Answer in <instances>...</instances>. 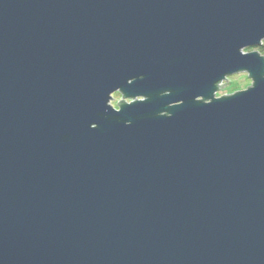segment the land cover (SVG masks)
<instances>
[{
    "label": "water",
    "instance_id": "95a60500",
    "mask_svg": "<svg viewBox=\"0 0 264 264\" xmlns=\"http://www.w3.org/2000/svg\"><path fill=\"white\" fill-rule=\"evenodd\" d=\"M263 40L264 0H0V264H264Z\"/></svg>",
    "mask_w": 264,
    "mask_h": 264
},
{
    "label": "rangeland",
    "instance_id": "374dc122",
    "mask_svg": "<svg viewBox=\"0 0 264 264\" xmlns=\"http://www.w3.org/2000/svg\"><path fill=\"white\" fill-rule=\"evenodd\" d=\"M254 50L253 48L245 50L246 52ZM222 83H224V86L220 87L217 91V96L220 97L224 94H231L235 91L246 89L249 85L252 84V79L249 78L247 72H240L234 75L229 76L226 78ZM221 83V84H222ZM123 95L121 92L117 91L113 94V99L111 101V104L115 107H119V100H122ZM130 101V100H127Z\"/></svg>",
    "mask_w": 264,
    "mask_h": 264
},
{
    "label": "trees",
    "instance_id": "16d2710c",
    "mask_svg": "<svg viewBox=\"0 0 264 264\" xmlns=\"http://www.w3.org/2000/svg\"><path fill=\"white\" fill-rule=\"evenodd\" d=\"M256 49H258L263 55H264V40H263V43H262V45L261 46H259L258 48H256Z\"/></svg>",
    "mask_w": 264,
    "mask_h": 264
},
{
    "label": "snow or ice",
    "instance_id": "6c2138e0",
    "mask_svg": "<svg viewBox=\"0 0 264 264\" xmlns=\"http://www.w3.org/2000/svg\"><path fill=\"white\" fill-rule=\"evenodd\" d=\"M254 84H255V81H253V82H252V84L250 85V87H249V88L253 87V86H254ZM181 103H183V101H180V104H181Z\"/></svg>",
    "mask_w": 264,
    "mask_h": 264
}]
</instances>
